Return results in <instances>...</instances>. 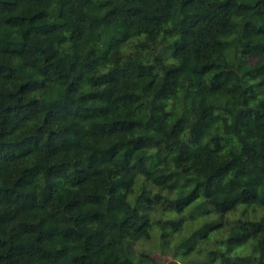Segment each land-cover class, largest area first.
<instances>
[{"label": "trees", "instance_id": "trees-1", "mask_svg": "<svg viewBox=\"0 0 264 264\" xmlns=\"http://www.w3.org/2000/svg\"><path fill=\"white\" fill-rule=\"evenodd\" d=\"M203 205L194 264H264V0H0V264H140Z\"/></svg>", "mask_w": 264, "mask_h": 264}, {"label": "rangeland", "instance_id": "rangeland-1", "mask_svg": "<svg viewBox=\"0 0 264 264\" xmlns=\"http://www.w3.org/2000/svg\"><path fill=\"white\" fill-rule=\"evenodd\" d=\"M243 57L244 53L240 48L236 47L233 57ZM175 61V59H172ZM253 61V59H251ZM180 88L177 87L178 91ZM168 100V98H167ZM170 104L178 106L176 101L169 99ZM185 168L189 172H195L196 165L192 161H185ZM150 186V184H148ZM139 184L137 191H139ZM210 208L208 205H203L199 208L193 206L187 207L183 212L169 211L162 215L163 220L168 219H185L183 228L178 232H174L172 225L155 224L152 229V238L150 240H141L136 244V258L135 260L140 264H194L195 262L207 261L208 257L217 256L226 251L228 238V231L226 229L213 230L209 236L201 237L193 235L200 232V227L212 219L219 220L216 215L205 214V209ZM263 210L258 211L260 216ZM241 211L231 213L225 220L226 224H233L234 220L241 216ZM250 216H254L252 210L248 211ZM166 234V235H165ZM141 253L151 256V261H140Z\"/></svg>", "mask_w": 264, "mask_h": 264}]
</instances>
